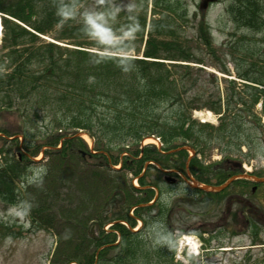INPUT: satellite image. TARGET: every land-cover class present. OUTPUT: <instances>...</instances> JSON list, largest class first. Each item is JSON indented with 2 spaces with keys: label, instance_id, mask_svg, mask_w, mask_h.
<instances>
[{
  "label": "trees",
  "instance_id": "1",
  "mask_svg": "<svg viewBox=\"0 0 264 264\" xmlns=\"http://www.w3.org/2000/svg\"><path fill=\"white\" fill-rule=\"evenodd\" d=\"M131 1L125 8H116V0H92L93 10L82 12L89 0H0L4 30L0 114L17 109L23 127L39 122L43 140L31 144L24 133L25 141L20 144L24 151L1 159L0 200L29 208L30 218L51 213L45 227L56 231L58 242L48 264H125L135 253L143 264L152 259L156 264L171 262L177 242L164 215L169 211L168 201L156 197V181L144 178L152 170L172 168L185 173L188 169L200 183L219 184L235 174L233 154L242 155L243 145L249 150L247 139L256 136L257 129L264 130L260 124L264 114V0H223L228 32L215 42L200 18L194 23L193 46L179 37L181 21L190 18L185 0ZM148 10L153 15L149 21ZM90 14L95 19L102 17L93 29L86 22ZM201 46L205 54L196 58ZM207 68L226 75L233 72L240 83L220 78L229 82L223 91L216 88L204 93L202 80L217 79L214 73L198 79L195 74H204ZM201 99L204 104L194 105ZM203 107L218 115L217 125L193 117V109ZM71 128L94 137L93 149L106 161L102 166L106 169L85 163L80 150L87 148L78 136L67 133ZM147 136L158 137L162 145L142 146ZM213 150L221 154L218 163L225 165L221 170L210 171L213 164H205ZM39 152L46 159L43 173L20 190L17 182L24 180L25 161ZM69 155L80 161L77 170L90 192L92 187L98 189L108 173L128 172L138 177L145 167L137 187L131 182L126 187L120 180L115 185L118 195L112 193L107 199V205L126 203L123 214L88 225L94 218L76 219L65 207L68 199L59 213L47 204L52 188L63 185L69 190L77 185L68 176L76 171ZM118 163L119 168H112ZM130 208L134 214L128 212ZM137 218L142 225L134 230ZM68 222L70 230L58 233ZM106 222L110 225L105 229ZM74 229L77 236L68 237ZM153 234L155 244L145 239ZM164 235L173 238L171 247L158 239Z\"/></svg>",
  "mask_w": 264,
  "mask_h": 264
},
{
  "label": "rangeland",
  "instance_id": "2",
  "mask_svg": "<svg viewBox=\"0 0 264 264\" xmlns=\"http://www.w3.org/2000/svg\"><path fill=\"white\" fill-rule=\"evenodd\" d=\"M92 0H89L88 5H84L83 11L93 10L94 5ZM184 0H180L182 3ZM223 0H213L212 2H207L206 6H201L202 0H185L184 2L188 4L190 14L186 20H182L181 31L179 33L180 40L184 44L193 46L195 44V38H193L194 23L202 18L208 25L211 36L215 42L221 40L222 34L226 31L229 25L226 22L223 13ZM91 2V3H90ZM132 3L130 0H116L114 7L125 8ZM151 8V7H150ZM194 13L196 17L193 18ZM98 17V16H96ZM152 13L147 11V21L152 18ZM96 20L93 17L90 29L96 26ZM177 20L180 21L179 18ZM197 27V26H196ZM4 35V30L2 29L0 33V44ZM42 36V35H41ZM45 40H51L59 44L62 42L55 41L49 36H43ZM214 42V44H215ZM66 45V44H64ZM69 46V44L67 45ZM133 53V51H128ZM124 53V52H122ZM205 54L204 47L201 46L200 53H196L195 56L200 57ZM201 57V58H202ZM230 70L232 65H229ZM212 69V68H211ZM207 68L204 74H195L198 79H205L208 73L213 74L212 70ZM233 73V72H232ZM217 79H209L208 81L202 80L201 86L204 93H209L219 88V91H223L225 86H228L229 82L221 80L220 78H225L230 80L232 76L225 77L222 76L220 72H215ZM234 75V74H232ZM237 83H240L236 79ZM214 95V93H212ZM204 99L196 101L194 105L204 104ZM259 110V107H256ZM207 110L202 109L197 112H193V116L196 118H205L211 123L215 124V116L212 113L206 112ZM20 112L16 110L2 112L0 114V161L3 157H11L18 152H23L24 148L20 144L25 140H30L31 144H39L43 140L39 135L41 134L40 123L37 122L29 127H23V118L20 117ZM263 122V118H262ZM264 126V125H263ZM4 131L10 134L8 137L3 135ZM25 133V140H24ZM67 133H74L86 144L87 149H91L90 153L84 154L85 163L91 164L92 168L98 166L102 169V166L106 165V161L99 155V151H94L92 148V140L88 139L86 132L80 129L71 128L67 130ZM34 136H31L33 135ZM86 138V139H85ZM153 142L150 138L144 139L143 144ZM250 149L247 146H242V155L233 154L232 165L239 164L237 166V171H242L241 174L252 173L258 176H264V130L257 129L256 136H251L247 139ZM90 144V146L88 145ZM59 146V144L57 145ZM31 150V149H30ZM245 154V155H244ZM69 158L74 159L76 171L72 175H68L72 181L77 185L75 187L67 188L63 185L52 188L47 194V204H51L57 213L61 210V207L70 209L73 211V215L77 218L92 219L87 222L88 225L92 224L94 221L99 219H105L107 217L114 218L123 214V208L126 203L120 202V205L114 204L111 201L107 205L108 197L111 198V194L115 192V185L122 180L123 184L128 186L129 182L135 187L138 186L137 176L126 173H108L105 180L100 181V186L92 187V192L84 187L83 181L80 179V171L77 170L80 165V161L77 159L76 155H69ZM221 154L217 150H213L212 156L205 158L206 163H212L213 166L210 171L221 170L224 164H219L221 162ZM237 161V162H235ZM2 162V161H1ZM27 167L25 173H23V185L17 182L20 190L27 182L35 180L38 175L43 173V164L46 159L43 158L42 152H39L37 156L25 161ZM210 162V163H209ZM239 162V163H238ZM153 164L158 166L156 162L152 161ZM121 163L115 164L112 168H119ZM224 165V166H223ZM236 167V166H232ZM80 170V169H79ZM143 170V169H142ZM177 173V175L175 174ZM186 173V172H185ZM181 170H174L172 168H163L160 171L152 170L144 178L146 181H156L157 186H153L154 193L156 197L160 196L162 200L168 201L167 208L168 212L164 211L166 217V223H169L173 238L177 242V250L173 256L171 262H166L165 264H264V227H260L257 224L251 229L245 230L243 223V217L239 214V211L243 207L242 201L231 200L233 196H240V192L236 184L234 188H228L225 193L218 196H210L202 193H197L191 189L186 183L185 179L188 177L190 182L193 177L189 174H185ZM143 173L138 175L141 176ZM165 176H171L176 179L175 183L171 184L164 180ZM101 179V178H100ZM213 181H215L213 179ZM241 180H239L240 182ZM248 181H245L247 183ZM109 185L107 191L104 188ZM125 187V189H127ZM124 188V187H123ZM249 187H245L246 192ZM128 190V189H127ZM250 203L252 204L251 209L254 210L255 215L258 216L257 219L264 221V191H259L256 194L249 196ZM94 205V206H93ZM93 206V212L92 211ZM242 206V207H241ZM47 208V206H45ZM46 210V209H45ZM156 211V209H155ZM130 214H134L133 208L128 210ZM56 213V217H61ZM44 214V213H41ZM50 212H45V217H41L38 214L33 218H30L31 211L29 208L22 207L19 205H10L0 200V264H48L55 246L58 242V235L56 231L52 228H46L50 222L47 221V217H50ZM240 215V216H239ZM255 216V217H256ZM73 219V221H77ZM136 220V227H141L142 222L140 219ZM180 220V221H179ZM78 222V221H77ZM74 223V222H73ZM126 225V222H123ZM72 224L68 222L65 225V229H57L58 233L67 232L70 230ZM110 225V223H105V228ZM262 226V225H261ZM195 231L198 233H204L203 236L200 235L201 241L192 235H182L181 237L176 234L180 232H190ZM255 233H252V232ZM239 232V235H233V233ZM55 233V234H54ZM151 234V233H150ZM246 234V235H245ZM76 237V230L74 233L68 234V237ZM156 235L148 236L145 239H151L152 244L156 243ZM172 237L169 235H164L162 238H158L164 246L171 247ZM251 238V239H250ZM142 243L144 242L141 239ZM150 246V245H149ZM91 249V247H90ZM140 250V247L139 249ZM195 253V254H194ZM135 259H130V258ZM155 259H152L150 263L156 264ZM125 264H143L138 253L128 256V260ZM158 264H161L158 263Z\"/></svg>",
  "mask_w": 264,
  "mask_h": 264
},
{
  "label": "flooded vegetation",
  "instance_id": "3",
  "mask_svg": "<svg viewBox=\"0 0 264 264\" xmlns=\"http://www.w3.org/2000/svg\"><path fill=\"white\" fill-rule=\"evenodd\" d=\"M263 190H264V186H263ZM249 194H243V195H240L239 197H236L235 195L233 196V198L231 199V200H233V201H242L243 200V205H250L249 203H250V200H249ZM252 196V195H251ZM248 210H249V207H248ZM239 214L241 215V216H243V221L245 222V224H250V222H251V220L252 219H256V218H258V216H256L255 215V212L253 213L254 215H250V214H246V213H244V212H241V210L239 211ZM245 214V215H244ZM256 216V217H255ZM264 222V221H263Z\"/></svg>",
  "mask_w": 264,
  "mask_h": 264
},
{
  "label": "bare ground",
  "instance_id": "4",
  "mask_svg": "<svg viewBox=\"0 0 264 264\" xmlns=\"http://www.w3.org/2000/svg\"><path fill=\"white\" fill-rule=\"evenodd\" d=\"M1 31H2V23H0V33H1ZM256 107H259V109H260V107H261V103H260V101L257 102L256 105H255V109L257 110ZM202 109H206V108L203 107ZM257 111H259V110H257ZM208 113H209V112H208ZM215 115H216V114H215ZM216 116H218V115H216ZM262 118H263V122H262ZM246 121H248V118H247V117H246ZM260 124H261V125H264V114H261V115H260ZM85 150H87L88 152L91 151L90 149H85ZM85 150H80L81 154L88 153V152H86ZM19 183H20V184H23V180H22V179H19Z\"/></svg>",
  "mask_w": 264,
  "mask_h": 264
},
{
  "label": "water",
  "instance_id": "5",
  "mask_svg": "<svg viewBox=\"0 0 264 264\" xmlns=\"http://www.w3.org/2000/svg\"><path fill=\"white\" fill-rule=\"evenodd\" d=\"M208 1H211V0H203L202 3H201V6H206L207 2ZM263 179V178H262ZM222 186H200V188H204V189H214V190H217V189H220Z\"/></svg>",
  "mask_w": 264,
  "mask_h": 264
},
{
  "label": "clouds",
  "instance_id": "6",
  "mask_svg": "<svg viewBox=\"0 0 264 264\" xmlns=\"http://www.w3.org/2000/svg\"><path fill=\"white\" fill-rule=\"evenodd\" d=\"M64 15H67V13H63ZM96 19H102V17H96ZM93 20V16L90 14L86 17V22L91 23ZM127 35V33H125Z\"/></svg>",
  "mask_w": 264,
  "mask_h": 264
}]
</instances>
